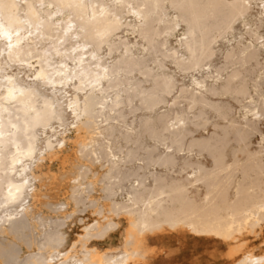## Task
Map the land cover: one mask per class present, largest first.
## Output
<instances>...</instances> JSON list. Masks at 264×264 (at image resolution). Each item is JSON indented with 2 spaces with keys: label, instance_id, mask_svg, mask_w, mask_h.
I'll list each match as a JSON object with an SVG mask.
<instances>
[{
  "label": "bare ground",
  "instance_id": "6f19581e",
  "mask_svg": "<svg viewBox=\"0 0 264 264\" xmlns=\"http://www.w3.org/2000/svg\"><path fill=\"white\" fill-rule=\"evenodd\" d=\"M109 1L0 0V264H149L150 239L172 231L232 246L230 264H264V252L244 250L240 240L264 228V0H141L128 12L139 20L131 33L146 40L147 53L137 60L124 44L112 63L100 51L106 45L111 55L115 33L132 27L120 18L132 2ZM166 6L178 15L164 32L181 25L184 33L162 58L200 74L191 118L158 113L175 80L143 66L159 48L154 29ZM249 17L245 33L229 39L234 21ZM221 41L233 43L217 66ZM32 59V78L12 70L35 67ZM134 72L144 79L133 80ZM211 112L219 120L214 131L196 137ZM69 117L71 134L57 130ZM145 135L153 145L145 147ZM54 162L59 173L49 169ZM98 164L105 172L92 170ZM156 165L165 173L152 171ZM89 210L94 218L77 219L82 229L70 241L68 222ZM118 231V249L96 246Z\"/></svg>",
  "mask_w": 264,
  "mask_h": 264
},
{
  "label": "rangeland",
  "instance_id": "374dc122",
  "mask_svg": "<svg viewBox=\"0 0 264 264\" xmlns=\"http://www.w3.org/2000/svg\"><path fill=\"white\" fill-rule=\"evenodd\" d=\"M101 2L105 6H107L108 4L109 5L111 4L110 3L111 1H109V0H101ZM131 2L132 3L130 4V6L128 4L123 9L120 18H121L122 23L131 24L132 27L129 25V27H131V28H129V29L126 28V30L124 28L120 32L115 33L116 35H114L112 38V40L115 43L113 46L114 51L112 52L111 55L109 54L110 52L107 51L108 47L106 45H103L102 50L100 51V54L103 55V60L108 61V63H112L114 60L117 59V57H119L120 53L123 51L124 44L128 45V47L131 50L129 54L132 53L137 60H141L143 58V56L147 53V51L145 50L146 48L143 49V46L144 47L147 46L146 40L143 41V38L141 36L139 37L138 33H134V34L131 33L132 30L135 29L133 26L137 25V22H139V20H136L135 18H133V15L128 12V10L130 9V7L132 5L134 7H138V5H140V3H141V0L140 1L139 0H131ZM136 3H138V4H136ZM52 5H54V4L49 5V7H50L49 9H53L52 11H55V9H54L55 6H52ZM140 8H143V7H140ZM169 8H171V7L166 6L164 12L162 13V16H163V14L164 15L168 14L166 16H163V22L160 23L162 25H160L157 22H154V25H155V23H157L160 26L157 28L156 26H158V25L156 24L154 30H156V31L158 30V31H160V33L157 31L159 34L158 33L156 34L155 33L156 31L155 32L153 31V34L155 33L154 35L158 36V37H156V40H154L155 36L152 35L153 40L156 43V44L155 43H153V44H154V46H156V48L159 47L158 49L160 51L158 49H156L157 53H155V56H152L150 58L147 57L146 59H144L143 66L147 67L146 69L151 70L152 73H157V72L163 71L168 76H170L173 80H175V81H173V82H175V84H174L175 88H173V90L171 91V94L166 95V101L162 104H159V106H157L156 110H158V113H165V112L169 111V112H171L172 118H174V116L177 112H183V113L185 112L184 117L191 118L193 114L191 113V110H190V98L193 95V93L195 92V86L192 85L193 78L196 76L199 77L200 74H199V70H193L192 71L191 69H187L188 70V71L186 70L187 72L186 71L181 72L177 68V66L174 63H172L171 58H167V59L162 58V55L164 53H171L172 52V49L177 46L176 40L178 39V37L181 36L182 33H184V31L182 30L183 26H181V25L175 26L173 28V30H170L168 32H164V27L166 24L165 21L170 20V19H175L178 15L177 12L172 10V8H171V10H169ZM255 12H256V9L253 11V14H255ZM58 15L61 16L60 14H58ZM250 19H251V17L245 18V19L243 18V20L242 19L236 20L237 22L234 21V23H233L234 29L231 30L234 33L232 35H228V38L232 39L233 36L238 37L239 34H241V33L244 34L245 30H244L242 23L243 22L245 23L246 21L248 22ZM151 26L154 27L153 24ZM161 26H162V28H161ZM160 28L163 29V31L159 30ZM136 29H137V27H136ZM259 33H260V35H264V27H262L259 30ZM146 37H148V35H146ZM71 40L66 44V46L69 49V52L72 51L71 46L73 44H75L77 38H75V36H73ZM231 43H233V41L230 43L227 41H221L220 43L217 44V46H216L217 47V58L214 61L215 65L218 66V64H219V66H223V64H224L223 54L227 50V48H229ZM48 45L53 46L50 43V41H49ZM219 47H220V49H219ZM157 50L159 51V53ZM175 57L178 58L179 60L183 61L185 64L189 62L187 56H183L182 53L177 54ZM158 60H161V61L164 60V62H163L164 68L163 67L159 68L156 65ZM35 61H36V59L31 60L32 64L33 63L35 64V67H33V68L31 67V69H29L30 68L29 66L25 67V68L20 67L21 68L20 69V68H18L17 65H12V70L14 72L21 71L20 76L24 77L25 79L26 78L30 79L33 77V72H34V69L36 68V65H37ZM67 61L70 65H73L76 62L74 60H68V59H67ZM154 62H156V63H154ZM207 63L208 62H203L202 63L203 66L201 64V67L203 69L207 68V65H206ZM17 68H18V70H17ZM229 71H230V68H229ZM27 72H29V73H27ZM132 76H133V80H135V81L144 79V77L141 74H139L138 72H134ZM134 77H135V79H134ZM142 85L144 86L143 87L144 89L146 87L148 89H150V87H151L150 86L151 83L147 82V81L143 82ZM147 88L145 90H147ZM41 90L43 91L44 88H41ZM181 90H184L183 94H181ZM70 91L72 92V89H70ZM223 100H228V99L223 98ZM229 101L232 105H234L235 108H238V109L240 108L241 112H244V109L242 108V106H240L239 104H237L233 100H229ZM137 104H139V103H137ZM141 114L146 115V116L150 115V113H148V112H142V111L137 112V116L141 115ZM153 115L155 116L154 113H152V116ZM211 116H214V114L212 112L208 114V119L210 122L206 125V130L201 129V130L195 132L194 135L196 137H201L202 135L207 136L208 134H210L211 132L214 131V124L219 122V120L216 118V116H214V117H211ZM132 118H133L132 115H128V121H132ZM136 118H137L136 120L138 121V117H136ZM172 120L170 123L174 124L175 121H172ZM170 123L168 124L169 126L171 125ZM70 124H71V126H70ZM72 124H73V119L69 117L66 121L65 127H58V124L57 125L54 124V126L57 128V130H61V131L66 130L67 134H71L72 126H73ZM260 129H261V131L264 132V123H262L260 125ZM143 140L145 141V142L143 141L145 147H148L147 145H150V144L153 145V142L147 137V135L144 136ZM258 140H260V137L258 135H256L253 138V145H252L253 149L256 148V142ZM206 157H207V155H206ZM56 164H57V162H54L49 167V169L51 171L53 170L52 171L53 173H59L60 172V169H58L59 164H57V166H56ZM101 164H106V162L104 160H102ZM101 164L96 165L95 167L92 168V170H94V172L98 171V173H100V174L105 172V170H106L105 168L99 167V166H101ZM158 168H159V166L156 165L155 167L152 168V171L153 170L156 172L160 171L159 173L162 172V174L165 173V170L163 168H161V167H160V169H158ZM172 175L174 177H181V176H185V173L179 174L176 171V172L172 173ZM89 176H91V174H89ZM62 189H63L62 192L68 190L66 187H63ZM97 194L99 196L100 193H97ZM61 197L63 198V195H61ZM81 208H83V207H81ZM44 212L47 215L52 214L46 210ZM90 212H91L90 210L87 212L86 211L85 212H79L71 221L68 222L67 227L65 228V231H67V233L69 234L70 241H73L74 239H76V234L81 232L82 223L79 221L80 218L85 219L86 222H89L94 218ZM77 219H79V220H77ZM179 232H181V233H179ZM183 232L184 231H172V232H167L163 236H159V235H158V237L153 236L149 242V247L153 251V254H152V257L150 259L149 264H198V263L199 264H230L228 259H227V253H228L230 247H232V246H230V245H228L222 241L212 239L210 237L197 238V237H194L192 234H189L188 232H184V233ZM187 233H188V235H187ZM120 234H121V231L113 233L107 240L96 243V246L100 250H104V249L105 250H108V249L113 250L115 248L118 249L121 245ZM263 234H264V228L262 229L261 232H260V229H258L255 233H252V234L247 233V234H244L243 236H241L240 240H243L245 242L243 249L244 250H247V249L250 250L251 249L254 253L257 252L256 254H258V253L260 254L261 253L260 251H262V253H263L264 252V249H263L264 248V246H263L264 245L263 244L264 235ZM166 236H168V237H166ZM184 236H186V237L184 238ZM108 240H110V241H108ZM245 240H247V241H245ZM164 242H165V244H164ZM260 242L262 244H260ZM159 244L161 247L159 246ZM163 244L166 245L167 248ZM247 245H248V247H247ZM112 247H113V249H111ZM219 252H220V254H219ZM153 258H154V260H153Z\"/></svg>",
  "mask_w": 264,
  "mask_h": 264
},
{
  "label": "snow or ice",
  "instance_id": "6c2138e0",
  "mask_svg": "<svg viewBox=\"0 0 264 264\" xmlns=\"http://www.w3.org/2000/svg\"><path fill=\"white\" fill-rule=\"evenodd\" d=\"M9 40H10V37H9Z\"/></svg>",
  "mask_w": 264,
  "mask_h": 264
}]
</instances>
